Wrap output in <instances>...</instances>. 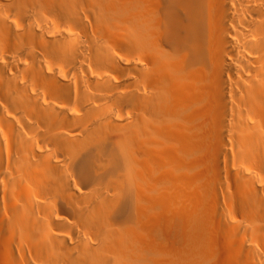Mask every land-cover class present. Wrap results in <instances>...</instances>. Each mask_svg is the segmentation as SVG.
Segmentation results:
<instances>
[{
    "label": "bare ground",
    "instance_id": "obj_1",
    "mask_svg": "<svg viewBox=\"0 0 264 264\" xmlns=\"http://www.w3.org/2000/svg\"><path fill=\"white\" fill-rule=\"evenodd\" d=\"M0 264H264V0H0Z\"/></svg>",
    "mask_w": 264,
    "mask_h": 264
},
{
    "label": "rangeland",
    "instance_id": "obj_2",
    "mask_svg": "<svg viewBox=\"0 0 264 264\" xmlns=\"http://www.w3.org/2000/svg\"><path fill=\"white\" fill-rule=\"evenodd\" d=\"M228 177H229V179H230V182H231V185H232V187L234 188L235 187V182H234V179H233V176H231L230 174H228ZM207 178H208V180H209V177H208V175H207ZM194 200L195 201H197L196 199H194L193 198V202H194ZM193 202L191 203V208H193V210L195 209V206H198V205H196V203L195 204H193ZM195 205V206H194ZM196 209H197V207H196ZM214 210H212V212H213ZM214 214H215V212H213ZM217 217H218V215H216ZM238 217H239V219L240 220H242L243 218H242V216H241V213H238ZM219 219V218H218ZM212 228H214L216 231H214V232H217L215 235H214V232L213 233H211L210 235H214V236H219L220 234H218V231H220L221 230V228L219 227V225L218 224H215L214 226H212ZM205 231V233L207 232L206 230H204Z\"/></svg>",
    "mask_w": 264,
    "mask_h": 264
}]
</instances>
